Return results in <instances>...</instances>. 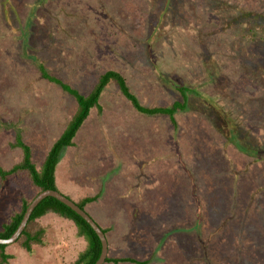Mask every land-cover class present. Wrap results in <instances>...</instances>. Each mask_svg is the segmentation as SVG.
Masks as SVG:
<instances>
[{
    "label": "rangeland",
    "instance_id": "rangeland-1",
    "mask_svg": "<svg viewBox=\"0 0 264 264\" xmlns=\"http://www.w3.org/2000/svg\"><path fill=\"white\" fill-rule=\"evenodd\" d=\"M178 1L177 16L172 17L171 0H25L23 6L19 0H0V167L10 168L20 159V151L9 148L18 132L39 167L76 111L75 100L60 86L42 79L38 66L83 95L101 73L116 70L146 107L168 106L176 96L172 88L180 84L197 86L198 90L189 88L200 93L209 90L210 70L221 77V69L230 70L232 57L222 59L218 52L224 51L210 39L209 2L203 3L206 11L200 4ZM226 2L230 8L237 3L250 10L262 9L259 0ZM155 3L161 15L148 17L146 10L153 11ZM164 13L168 14L165 35L157 29ZM208 37V50L215 49L219 55L211 69L203 66L208 55L201 40ZM236 85H231L230 94L239 104L225 105L233 109L231 117L240 119L252 140L264 143V101L254 100L253 105L256 90L245 92ZM99 102L102 112L91 109L74 138L75 145L63 149L56 185L75 201L100 194L86 211L101 227L111 228V255L115 249L118 256L141 258L134 253L133 243L145 241L151 247L155 242L152 253L144 254L152 258L149 264H179L174 242L181 236L202 242L211 236L202 228L209 217L202 213L213 210L211 214L221 213L215 228L224 236L234 232L225 238L236 249L255 241L258 232L264 236V215H259L264 203V158L254 160L239 152L190 101L176 117V130L164 123L163 116L139 114L113 83ZM221 182L222 187L234 183L232 193L224 194L225 211L214 205L210 192ZM259 187H263L261 194L254 193ZM19 190L15 182L0 183V225L15 207ZM41 221L47 232L44 248L28 253L10 245L9 264H73L69 251L76 255L83 246L74 228L52 214ZM160 247L167 252L159 251ZM203 249L200 244L196 247L193 264H223L215 260L213 251L205 259ZM246 250L231 256L227 264H250L243 257L249 254ZM259 262L264 264V259Z\"/></svg>",
    "mask_w": 264,
    "mask_h": 264
},
{
    "label": "trees",
    "instance_id": "trees-1",
    "mask_svg": "<svg viewBox=\"0 0 264 264\" xmlns=\"http://www.w3.org/2000/svg\"><path fill=\"white\" fill-rule=\"evenodd\" d=\"M19 1L20 6H23V2L25 0ZM186 1L192 2V4H200L206 11L208 9L203 3L206 1L209 2L211 16L206 20L211 28L210 30L212 36L210 39L212 40V43L224 51L218 52L221 54L220 57H222V59L228 60L227 57L229 55L232 57V63H230L232 65L230 66V70H228V72L230 71L232 75H229L225 68L221 69L223 72L221 77L213 75L214 72L210 70L213 74L210 73L206 79V85L210 86V89L206 90L207 93L206 91L200 93L199 91L192 89L195 87L196 90H198L199 88L197 86H184V84H180V86H175L176 89L172 88L176 96L173 102H170L168 106L146 107L139 104L137 98L130 92L123 75L116 70H106L101 73L97 83L91 91L88 94L83 95L69 87L58 78L48 75L43 66H38L40 77L42 79L60 86L64 92H67L68 95L75 100L76 111L71 116L72 118L70 121L67 122L61 135L53 143L45 155V158L39 167L33 160L31 148L23 142L22 136L19 132L16 133L14 141L9 143V148L18 149L21 155L18 162L13 164L10 168L6 169L0 167V183L4 184L7 181L15 182L20 189V197L17 199L15 207L9 212L6 219L0 225V239H8L11 237L19 226L26 208L38 194L45 190L58 191L56 183L58 179L57 172L60 169L58 163L60 162L61 153L63 149L73 147L75 145L74 138L84 121L90 115V110L96 109L98 114L102 112V107L99 102L100 97L104 92V89L111 83L117 87L121 95L131 103L132 107L139 114L146 116H163L164 123L169 124L174 130L178 128V123L176 121L177 115L187 109L190 101L192 105L194 103L198 112L201 113L204 119L211 121L213 129L220 135V137L232 144L239 152L254 160H257L256 158H264V143L258 144L257 140H252L249 130L242 126L243 123L240 119L237 118L236 120L231 117L233 109L226 107L227 104L233 102L231 98L232 95L230 94V88L231 85L232 87H237L236 84H238L241 90L245 92H253L256 90L257 96L252 100L253 105L255 102L261 103L262 100L264 101V0H259L260 7L262 9L257 10H250L248 8L241 7L237 3L233 4L232 8H230V4H228L226 0ZM171 2L173 3L170 7L171 14L172 17H175L177 16V9H174V6L178 5L179 1L171 0ZM146 11L148 12V17L151 18L157 14L159 17L161 15V9L157 3L153 5V11L149 8ZM166 14L164 13L162 21L160 22L161 25L157 28L158 31H161L163 34L166 33V29L163 27L165 18L168 15ZM174 29L175 26L172 28V31H174ZM201 31L202 30L199 31L200 35L203 33ZM167 34H170V31ZM202 37L205 39L203 35L201 38ZM210 39L208 37L206 40L207 42L201 40L202 45L205 48L203 51L208 55L203 66L209 69H211L210 67H212L215 63V59L219 57L215 49H212V52L208 50V43ZM214 54L217 56L213 57ZM210 57L211 60H209ZM222 59L219 60L221 64L223 63ZM212 89L214 90V93L211 91ZM193 93L198 95V98L193 95ZM223 97L226 98V103H223ZM192 98H197V100H192ZM199 98L200 100L198 102ZM243 98L244 95H242V99ZM233 103L237 105L239 104L237 101H234ZM254 143L257 144V147L253 146ZM201 158L206 160L204 156ZM221 185L222 182L215 189L212 187L211 189L213 190L210 192H212L214 205L216 204V207H222L221 209H223L228 208V206L225 205L226 199L224 194L227 193L228 190L232 193L234 190V183L233 186L224 185L222 187ZM219 188L224 190V192H222L223 194L214 196L218 193V190H220ZM208 189H210L209 186ZM262 189L263 187H259V190H256L254 193H260ZM261 193H263L264 196V190ZM99 196V193L84 196L76 201L68 196L65 197L72 200L79 208L87 213L86 207L95 204L98 201ZM262 201L264 202V199H262ZM261 205L263 208H261V211L259 210L260 217L264 215V203H261ZM213 211L206 214L202 213L205 217L206 215L209 216L206 221V226H203L202 228L207 229L206 233L211 232V236L208 238L206 237L203 242L198 240L196 237L194 238V236H181L179 237L178 242H174V251L177 253V260L179 261V264H193L192 261L197 260L195 251L196 247H199V244L202 246V249L204 248L205 250L206 246L210 247L209 252L206 250L204 253V249L202 251L205 259L209 257V254L214 252V258H216L215 260L217 262L219 261L223 264H227V259L243 252L246 248L249 250L248 255H243V257L246 258V261L250 264H262L259 262L260 258L264 259V236L262 233L258 232L257 236L255 235L256 240H251V242L249 241L246 247L239 246L236 249V247H233V244L230 245L228 243V239L225 238V236H230V234H234V232H228L225 236L224 232L218 233V230L215 227L220 220L219 214L221 213L218 210H215V213L211 214ZM223 211H225V209H223ZM179 213H181V211ZM50 214L70 223L71 228H74L75 230L76 236L83 243L82 248L77 251L78 253L76 255L73 254L74 252H70L72 250H67L68 245L71 246L70 242L68 245L64 243V246L66 247L65 252L67 253L69 251L70 255L74 259L73 264H95L101 253L99 238L83 218L77 215L69 207L52 197H46L37 205V207H35L24 230L16 242L11 245L18 246V248L28 253H32V251L36 248H44L47 232L46 228L42 226L40 222ZM89 216L92 218L91 215ZM97 225L101 228L107 241V256L103 264H149L151 262L152 258L146 259L144 254L147 250L152 253L151 247H153L152 245H154L155 242L151 244V247H149V243L145 241L133 243L134 253L137 254V252H139V254L142 255L141 258L118 256L115 249H113V254L111 255L109 251V247L111 245L108 240V233L111 228L107 226L103 228L98 223ZM125 236H129V233L126 232ZM67 239V237H64L63 241L65 240L67 242ZM193 239H195V241H192ZM9 246L0 244V264H9V262L13 259V254L7 253V248ZM127 249H125V252L129 250ZM158 250L167 252L164 247H160ZM129 251L131 253V250Z\"/></svg>",
    "mask_w": 264,
    "mask_h": 264
},
{
    "label": "water",
    "instance_id": "water-1",
    "mask_svg": "<svg viewBox=\"0 0 264 264\" xmlns=\"http://www.w3.org/2000/svg\"><path fill=\"white\" fill-rule=\"evenodd\" d=\"M46 197H52L58 200L59 202L63 203L65 206L69 207L72 211H74L77 215H79L81 218H83L86 223L92 228V230L95 232L97 237L99 238L100 244H101V253L98 258V260L95 262V264H103L105 261V258L107 256V241L104 233L102 232L101 228L97 225V223L81 208H79L72 200L65 197L63 194H61L58 191L53 190H45L38 194L32 202L28 205L26 208L22 220L15 230V232L9 237L8 239H0L1 245L9 246L16 242L22 231L24 230L30 215L32 214L33 210L37 205Z\"/></svg>",
    "mask_w": 264,
    "mask_h": 264
},
{
    "label": "crops",
    "instance_id": "crops-1",
    "mask_svg": "<svg viewBox=\"0 0 264 264\" xmlns=\"http://www.w3.org/2000/svg\"><path fill=\"white\" fill-rule=\"evenodd\" d=\"M76 104V103H75ZM76 110V108L74 109V111ZM74 113V112H73ZM70 117L72 116L71 114L69 115ZM61 168V167H60ZM95 195V194H94ZM45 219V218H44ZM102 220V219H101ZM42 226H44V224H42V221L40 222ZM61 228V227H59ZM57 229V228H56ZM61 231V230H60Z\"/></svg>",
    "mask_w": 264,
    "mask_h": 264
}]
</instances>
